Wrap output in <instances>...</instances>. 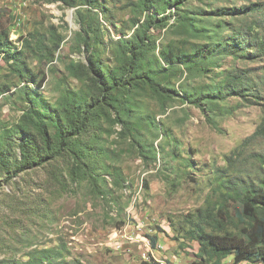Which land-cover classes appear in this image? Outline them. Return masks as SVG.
<instances>
[{
    "label": "trees",
    "instance_id": "1",
    "mask_svg": "<svg viewBox=\"0 0 264 264\" xmlns=\"http://www.w3.org/2000/svg\"><path fill=\"white\" fill-rule=\"evenodd\" d=\"M47 1L76 8L80 29L75 31L73 48L85 56L70 59L65 68L81 86L74 88L60 81L58 96L50 100L43 91L46 72H34L27 55L36 53L49 63L60 39L53 40L49 48L42 39L27 37L19 48L9 39L8 31H0V58L18 79L16 84L2 83L0 92L16 95L22 104L19 121L0 127V176L4 183L66 152L78 177L89 179L92 188L107 191V177L113 185H123L121 173L110 163L102 122L119 125L144 158L151 154L156 159L159 154L165 163L179 160L188 167L190 158L181 154V142L146 110L144 97L156 100L162 113L174 101L195 104L205 111L233 94L254 101L258 76H252L249 69L223 67L232 52L236 60L241 54L255 57L264 53V2L213 7L212 1L229 0H198L205 3L204 8H192L193 0H132V32L117 38L108 34L110 56L103 59L100 47L108 28L100 16L104 13L107 21L109 17L98 0ZM224 11L235 13L234 23L227 24L220 17ZM161 29L165 32L157 38L152 30ZM48 68L52 70V66ZM209 72L220 77L208 83L198 80ZM150 131L162 141L146 140L142 133ZM165 145H171L170 150ZM253 160V170L241 171L234 165L230 171L219 170L215 190L220 199H209L196 213L183 217L188 228L182 230L199 245L198 264H222L227 256H232L234 264H264V153H257ZM150 238L155 247L156 237ZM24 257L2 264H68L60 250L52 247L30 251Z\"/></svg>",
    "mask_w": 264,
    "mask_h": 264
},
{
    "label": "rangeland",
    "instance_id": "2",
    "mask_svg": "<svg viewBox=\"0 0 264 264\" xmlns=\"http://www.w3.org/2000/svg\"><path fill=\"white\" fill-rule=\"evenodd\" d=\"M256 1L264 2L229 0L212 1L211 5L239 7ZM98 2L109 17L107 21L104 13L100 16L108 28L100 47L106 59L110 56L109 35L117 38L132 32V0ZM190 6L204 8L205 3L193 0ZM234 15L224 11L220 17L230 24L234 23ZM79 29L76 8L61 1L0 0V31H8L9 39L19 48L27 37L40 38L49 48L53 40L60 39L49 63L36 53L26 54L34 72H46L43 91L50 100L58 96L60 81L74 88L81 86L65 68L70 59H84V53L73 48ZM164 30L152 33L159 38ZM233 55H227L224 69L245 68L258 76L252 103L233 94L210 111L174 101L162 113L156 100L144 97L146 110L181 142L179 150L190 158V166H183L179 160L165 163L159 154L156 159L151 154L144 158L131 137H124L119 125L102 122L110 163L121 173L123 185H113L107 177V191L92 188L89 179L78 177L73 159L66 152L42 166L20 172L8 183L0 176V264L13 258L25 260L24 254L43 247L60 250L62 260L68 264H198L199 245L182 230L188 228L183 217L196 213L207 200L218 198L215 175L219 170L230 171L232 165L241 171L253 170L254 155L264 153V53L255 57L241 54L237 60L232 59ZM219 77L209 72L198 80L208 83ZM4 82L16 84L18 79L0 58V86ZM21 106L16 95L0 92V127L19 121ZM142 134L149 142L162 141V137H155V131ZM164 147L170 150L171 145ZM152 236L157 239L155 247L151 245ZM222 264H234L232 256L224 258Z\"/></svg>",
    "mask_w": 264,
    "mask_h": 264
},
{
    "label": "crops",
    "instance_id": "3",
    "mask_svg": "<svg viewBox=\"0 0 264 264\" xmlns=\"http://www.w3.org/2000/svg\"><path fill=\"white\" fill-rule=\"evenodd\" d=\"M224 263V262H223ZM242 262L238 263V264H241ZM257 264V263H256Z\"/></svg>",
    "mask_w": 264,
    "mask_h": 264
},
{
    "label": "built area",
    "instance_id": "4",
    "mask_svg": "<svg viewBox=\"0 0 264 264\" xmlns=\"http://www.w3.org/2000/svg\"><path fill=\"white\" fill-rule=\"evenodd\" d=\"M124 237H126V236H124ZM126 239H127V237H126ZM128 240V239H127Z\"/></svg>",
    "mask_w": 264,
    "mask_h": 264
}]
</instances>
